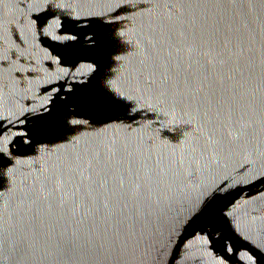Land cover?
<instances>
[{"label":"water","instance_id":"obj_1","mask_svg":"<svg viewBox=\"0 0 264 264\" xmlns=\"http://www.w3.org/2000/svg\"><path fill=\"white\" fill-rule=\"evenodd\" d=\"M0 264H264V0H0Z\"/></svg>","mask_w":264,"mask_h":264}]
</instances>
